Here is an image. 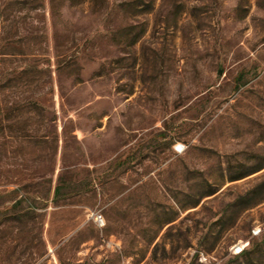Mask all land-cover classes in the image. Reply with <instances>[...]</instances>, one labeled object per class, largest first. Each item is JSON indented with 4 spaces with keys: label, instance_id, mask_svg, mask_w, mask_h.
Listing matches in <instances>:
<instances>
[{
    "label": "rangeland",
    "instance_id": "1",
    "mask_svg": "<svg viewBox=\"0 0 264 264\" xmlns=\"http://www.w3.org/2000/svg\"><path fill=\"white\" fill-rule=\"evenodd\" d=\"M256 225L264 0H0V264H264Z\"/></svg>",
    "mask_w": 264,
    "mask_h": 264
},
{
    "label": "built area",
    "instance_id": "2",
    "mask_svg": "<svg viewBox=\"0 0 264 264\" xmlns=\"http://www.w3.org/2000/svg\"><path fill=\"white\" fill-rule=\"evenodd\" d=\"M175 151L177 153H181L182 152V146L181 145H176ZM95 220H96V222H100L101 219H100V217H97ZM263 230H264V225L262 227L256 225V226H254V227L251 228V230H250V236L252 238L259 237L262 234V231ZM247 246H248V242H241L238 245H234L231 248V252L235 256L236 255H240L247 248Z\"/></svg>",
    "mask_w": 264,
    "mask_h": 264
},
{
    "label": "trees",
    "instance_id": "3",
    "mask_svg": "<svg viewBox=\"0 0 264 264\" xmlns=\"http://www.w3.org/2000/svg\"><path fill=\"white\" fill-rule=\"evenodd\" d=\"M56 192L59 193V192H60V189L57 188V189H56ZM243 252H244V251H243ZM242 254H243V253H242ZM244 254H246V253H244Z\"/></svg>",
    "mask_w": 264,
    "mask_h": 264
}]
</instances>
